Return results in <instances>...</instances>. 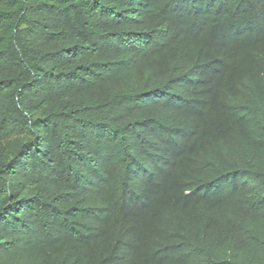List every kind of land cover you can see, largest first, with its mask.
<instances>
[{
    "label": "trees",
    "instance_id": "16d2710c",
    "mask_svg": "<svg viewBox=\"0 0 264 264\" xmlns=\"http://www.w3.org/2000/svg\"><path fill=\"white\" fill-rule=\"evenodd\" d=\"M0 264H264V0H0Z\"/></svg>",
    "mask_w": 264,
    "mask_h": 264
}]
</instances>
